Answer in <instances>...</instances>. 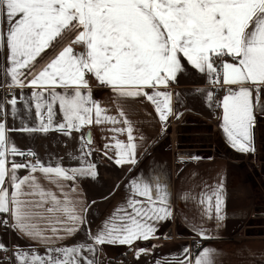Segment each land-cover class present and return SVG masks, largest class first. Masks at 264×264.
<instances>
[{"label": "snow or ice", "instance_id": "1", "mask_svg": "<svg viewBox=\"0 0 264 264\" xmlns=\"http://www.w3.org/2000/svg\"><path fill=\"white\" fill-rule=\"evenodd\" d=\"M76 45L82 50L75 51ZM0 49L7 52V86L33 89L38 121L32 127L9 129L0 102V214L8 217L0 224L46 246L45 255L15 246L17 264H95L83 255L94 256L93 245L131 246L158 238L157 224L172 216L168 193L158 180L133 179L126 202L95 234L88 233L92 243L50 247L74 236L87 222L88 206L77 199L75 182L96 178V165L84 163V155L91 151L81 149L80 167L45 165L33 150L18 149L8 132L58 131L70 137L88 126L110 124V132L126 133V142L113 135L114 144L105 145L113 150L108 158L117 166L135 165L138 144L130 120L122 107L118 115H110L93 98L90 76L118 98L145 97L166 131L174 114L173 94L167 89L184 70L182 59L186 60L209 84L223 90L215 106L222 110L218 119L229 145L240 153L255 151L256 113L264 114V0H0ZM203 95L211 107L213 92ZM7 103L15 116L17 98L12 96ZM80 139L92 143L90 134ZM17 156L25 160L17 162ZM21 170L28 174L20 176ZM41 176L59 194L45 189ZM223 193L220 176L198 197L201 213L208 219H224ZM198 235L208 238L204 231ZM6 250L0 243V251ZM146 251L139 249L137 259ZM183 251L182 259L165 264H215L208 248L194 258L188 249Z\"/></svg>", "mask_w": 264, "mask_h": 264}, {"label": "crops", "instance_id": "2", "mask_svg": "<svg viewBox=\"0 0 264 264\" xmlns=\"http://www.w3.org/2000/svg\"><path fill=\"white\" fill-rule=\"evenodd\" d=\"M79 52L81 47L74 46ZM51 49L47 50L51 53ZM6 49H0V102H3V111L6 113L4 121L9 129H20L22 126H35L34 103L31 100L32 88L15 87L12 96L17 98L15 116L11 106L7 103L12 96L5 98L3 88H7L5 77ZM184 70L177 76L167 89L173 94L174 114L167 121L166 131L162 129L154 105L145 97L118 98L106 87L99 86L94 77H89L93 98L109 110L110 115H118L117 109L122 107L134 129V136L138 144L137 163L135 165L117 166L114 160L108 157L113 150L105 147L114 144L113 135L126 142L124 135L110 132V124L92 125L85 127L81 132H72L66 136L58 131L47 134H28L21 131H9L8 138L21 151L33 150L45 165L59 164L65 168L80 167L81 149L84 153L91 151V155H84L85 164H95L97 176L81 177L75 182L78 193L77 199L84 201L88 206L85 214L86 223L71 238L59 241L50 247L73 246L77 243H92L88 233L95 234L102 228L103 222L109 218L114 210L126 202L130 195L128 186L133 179L159 181L169 196L172 212L171 218L157 224L156 234L173 231L177 239L164 244H151L148 241H137L133 245H93L99 249V255H94V262L103 259L104 264H165V261H175L183 258L184 249L195 257L204 248L212 251L215 264H264V215L257 214V203L251 180L239 164V160L222 155H214L212 159L201 162H180L177 160L178 149L194 150L208 149L195 145L197 130L199 135L212 132L223 146L238 158H255L260 153L262 140L261 129L264 127V114L256 113L255 136L256 150L252 153H240L234 150L226 140L220 127L218 116L221 109L213 105L210 107L203 91H212L213 85L207 78L193 69L186 60L182 59ZM60 91V89H57ZM203 90V91H202ZM151 91V90H149ZM264 102V96H262ZM56 122L61 121L59 109H56ZM177 114L179 118H177ZM116 127H126L116 125ZM194 128V131H193ZM90 134L92 143L87 145L80 137ZM209 135V134H205ZM211 149V148H210ZM148 151V152H147ZM107 152V155H105ZM34 159L31 157L32 160ZM17 162H23L24 157H15ZM26 170L19 172L20 176L27 175ZM39 176L40 174L37 173ZM222 176L224 184V205L222 214L224 219L217 221L208 219L201 213L198 197L209 186H214ZM40 183L45 189L58 193L55 186L40 177ZM71 184L72 182H68ZM186 196L192 199H185ZM94 202V203H93ZM8 219L6 214H0V221ZM253 220L260 221L252 223ZM195 229V230H194ZM204 231L207 239H203V246L193 249L195 239H202L198 232ZM12 235L21 245H27L41 252L46 246L19 236L10 227H0V243L7 247L12 242ZM155 246V247H153ZM146 249L137 259V251ZM12 255V253H11ZM130 257V261L126 258ZM92 259V258H91Z\"/></svg>", "mask_w": 264, "mask_h": 264}, {"label": "rangeland", "instance_id": "3", "mask_svg": "<svg viewBox=\"0 0 264 264\" xmlns=\"http://www.w3.org/2000/svg\"><path fill=\"white\" fill-rule=\"evenodd\" d=\"M9 88V87H7ZM4 89V88H3ZM3 94H4V90H3ZM4 97L6 98L5 94ZM194 131V128H193ZM194 132H196V137H194L193 139H195V145H200L199 147H207L208 149H215L217 152L215 153V155H222V156H226V157H230V158H235L237 160H239V164L241 165V167L245 170V172L247 173V175L249 176L250 180H251V184L255 193V197H256V203H257V214L259 216H263L264 215V127H262L261 129V137L260 139L262 140V142L260 143V153L258 155H256V160L255 158L253 159L251 158H238L235 155H233L231 152H229L224 146L223 144L220 142L219 138L214 135L212 132L208 131L206 132L205 130L203 131V133H200L202 135H199V132L197 130H195ZM205 134H209V135H205ZM179 150H184V149H178ZM177 151V153H178ZM184 163V162H183ZM260 221H254L253 220V224L254 223H259ZM1 227V224H0ZM2 228V227H1ZM3 229V228H2ZM12 242H8V245L6 247V249L8 248H12V255H11V259L8 261L9 264H17V261L14 257V252L17 250L15 246H19V249L21 251H34L38 254L41 255H45L46 251L41 252L39 250H36L34 248L28 247L27 245H21V243L19 241H16L14 236L12 235ZM96 252H95V256L99 255L100 251L99 249L95 248ZM1 252L0 251V264L4 263L1 260ZM84 256H88L89 258H92L94 260V256L91 253L88 252H84L83 253ZM96 262L95 264H104L103 259H99L98 257H95ZM127 260V259H126Z\"/></svg>", "mask_w": 264, "mask_h": 264}, {"label": "built area", "instance_id": "4", "mask_svg": "<svg viewBox=\"0 0 264 264\" xmlns=\"http://www.w3.org/2000/svg\"><path fill=\"white\" fill-rule=\"evenodd\" d=\"M4 94L6 96V98L10 97L13 95L14 93V89L13 88H4ZM213 94H214V99H219L221 96H223L224 92L223 90H221L219 87L217 86H213ZM27 159H31V157H27ZM1 227L4 228L6 226H3L1 224ZM156 237L158 238H154V239H150L149 243L151 244H164V243H169V242H173L175 241L178 237L175 234V232L173 231H165L161 234H155ZM204 244L203 239H195L194 243H193V249H198L200 247H202ZM11 253H12V248H8L6 251H2L1 252V260L4 262L2 264H9V260L11 259ZM127 260L130 261V257L126 258Z\"/></svg>", "mask_w": 264, "mask_h": 264}, {"label": "water", "instance_id": "5", "mask_svg": "<svg viewBox=\"0 0 264 264\" xmlns=\"http://www.w3.org/2000/svg\"><path fill=\"white\" fill-rule=\"evenodd\" d=\"M254 133V148L256 150V136ZM217 151L215 149H194V150H179L177 153V160L180 162H201L213 158ZM197 158V159H194Z\"/></svg>", "mask_w": 264, "mask_h": 264}, {"label": "trees", "instance_id": "6", "mask_svg": "<svg viewBox=\"0 0 264 264\" xmlns=\"http://www.w3.org/2000/svg\"><path fill=\"white\" fill-rule=\"evenodd\" d=\"M148 152V151H147Z\"/></svg>", "mask_w": 264, "mask_h": 264}]
</instances>
